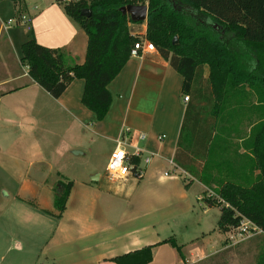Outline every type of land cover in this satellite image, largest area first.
Instances as JSON below:
<instances>
[{
    "label": "crops",
    "instance_id": "obj_1",
    "mask_svg": "<svg viewBox=\"0 0 264 264\" xmlns=\"http://www.w3.org/2000/svg\"><path fill=\"white\" fill-rule=\"evenodd\" d=\"M18 11L13 3L0 2V264H114L113 258L147 246L152 247L149 264H198L229 250L232 260L253 257L254 238L260 234L232 245L217 230L218 208L203 205L200 220L176 221V212L190 211V204L188 210H176L190 191H199L196 202L206 191L173 163L187 103L180 75L156 51L130 58L108 85L111 106L98 122L81 104L82 80H74L53 99L20 63L21 46L34 39L63 53L68 65L82 64L87 47L83 31L57 0H23ZM9 20L15 24L3 31ZM145 31V22L132 29L129 24L133 36ZM120 138L127 155L141 159L138 179L131 171L121 182L104 176ZM101 143L108 147L102 172L90 165L84 178L54 175L72 185L61 218L50 216L57 212L55 197H49L51 178L45 171L52 167L46 156L65 145L80 157H91ZM236 161L234 157L232 174L240 169ZM243 174L249 177V169L241 167ZM127 177L138 182L136 190L128 192L123 186ZM176 229L191 232V240H180ZM168 238L181 246L183 260L169 244L158 245Z\"/></svg>",
    "mask_w": 264,
    "mask_h": 264
},
{
    "label": "trees",
    "instance_id": "obj_2",
    "mask_svg": "<svg viewBox=\"0 0 264 264\" xmlns=\"http://www.w3.org/2000/svg\"><path fill=\"white\" fill-rule=\"evenodd\" d=\"M0 1L13 3L18 14L23 8V0ZM57 3L87 38L84 62L68 65L63 53L30 39L20 49V63L29 78L53 99H59L74 80H82L81 104L101 122L111 106L108 85L130 60L133 46L141 39L150 42L180 75L181 96L188 98L173 163L206 187L200 201L206 208L220 209L219 233H230L244 220L261 231L254 238L253 264H264V0ZM137 5L148 9L144 36L130 34L132 22L120 11ZM83 10H89V18L81 16ZM241 150L244 153L238 155ZM231 152L240 168L235 174L232 159L220 158ZM140 163L138 156L129 157L130 171L137 179ZM241 167L249 169V177L241 175ZM58 184L62 192L53 202L57 214L48 213L55 219L65 211L72 185ZM160 244H169L184 259L174 238ZM151 251L147 246L111 261L149 264ZM230 253L224 251L198 264H227L232 260L227 256Z\"/></svg>",
    "mask_w": 264,
    "mask_h": 264
},
{
    "label": "rangeland",
    "instance_id": "obj_3",
    "mask_svg": "<svg viewBox=\"0 0 264 264\" xmlns=\"http://www.w3.org/2000/svg\"><path fill=\"white\" fill-rule=\"evenodd\" d=\"M134 24H130L131 29L133 28ZM70 146H72L73 148H75L74 143H70L68 141V143ZM82 147V146H81ZM73 149H67V147L65 145H61V148L56 151L55 153L49 154L46 156L47 161L49 163H51V167H52V171L51 170H46L45 169H41L42 171H45L46 174L48 173V177L51 178V194L49 195V197L54 198L56 195H60V193L62 192V188L59 187L58 182H60V180L58 177H54V175L57 172H60L62 174L67 173L70 176H74L76 178H84L85 176L87 177L88 174H85L87 172L86 167H89L90 165H94L96 167L97 170H99V172H102L105 166V156L108 152V147L101 143V145H98L96 147V155L95 156H91V157H80L77 154H75L74 151H72ZM234 155L231 152L228 156L227 155H220V158H223L225 161L227 159H234ZM170 175H172L170 173ZM176 178H178L177 176H175ZM93 179H95V177H93ZM92 180V179H91ZM129 180H133V181H129ZM135 182V184L131 185V183ZM64 183H66L64 181ZM138 182L135 180V178L132 177H127L124 180L123 186L126 187V190H128V192H131L132 190H136L137 184ZM181 183V180H180ZM197 194H199V191L197 190V188H193L190 193L188 194V198L187 201L184 202L186 204V207L184 208V203H182L181 206L177 207L176 210H188V204H190L191 208L190 211L187 213H183V212H176L177 216L176 221H178L179 223H187L190 224V222L192 223L193 221L196 222V220H200L202 215V210L201 207H203V203L201 202H196V197ZM180 203V202H179ZM70 208V206H69ZM192 210V213H191ZM189 222V223H188ZM54 223H56L54 221ZM54 223H52V226L54 225ZM210 225L214 227L216 226L215 221L213 223V219L210 217ZM51 226V225H50ZM177 230V237L180 238V240H191L192 238V234H190L191 232L188 231V233H183L182 230L176 229ZM195 230V229H193ZM192 230V231H193ZM191 231V230H190ZM48 235H50V232L48 233ZM195 235V234H194ZM230 241V240H229ZM248 257V256H247ZM243 257V258H238V259H234L231 261H227V264H253V257L250 256V258L248 257Z\"/></svg>",
    "mask_w": 264,
    "mask_h": 264
},
{
    "label": "built area",
    "instance_id": "obj_4",
    "mask_svg": "<svg viewBox=\"0 0 264 264\" xmlns=\"http://www.w3.org/2000/svg\"><path fill=\"white\" fill-rule=\"evenodd\" d=\"M72 1L79 2V0H72ZM14 24H15L14 20H9L6 24L2 26V30L5 31ZM20 24L22 25L24 24L23 18H21ZM155 51L156 50L154 46L150 42H148L145 39H141L140 42H137L133 46L130 52V57L138 58L143 53H152ZM183 100L187 102L188 98L184 97ZM139 139H144V136H139ZM124 147H125V141L120 138L116 142L115 149L113 150V152L111 153L108 159L104 176L106 179L110 181L121 182L125 178L127 172L131 170V166H129V156L125 152ZM120 153H123L124 155L121 157ZM147 162L148 161L146 160V163ZM117 164H119L118 168L116 167ZM142 172L143 169H140L138 171L139 177L142 175ZM259 234H261V231L255 225H253L249 221L244 220L241 222L240 226L237 229L232 230L230 233L227 234V236H228V240H230L232 245H237Z\"/></svg>",
    "mask_w": 264,
    "mask_h": 264
},
{
    "label": "water",
    "instance_id": "obj_5",
    "mask_svg": "<svg viewBox=\"0 0 264 264\" xmlns=\"http://www.w3.org/2000/svg\"><path fill=\"white\" fill-rule=\"evenodd\" d=\"M123 15L129 16V19L134 24H142L146 22L148 9L146 5L127 6L120 9ZM81 16L84 18L90 17L89 10L81 11ZM172 44H176V38L173 39Z\"/></svg>",
    "mask_w": 264,
    "mask_h": 264
},
{
    "label": "snow or ice",
    "instance_id": "obj_6",
    "mask_svg": "<svg viewBox=\"0 0 264 264\" xmlns=\"http://www.w3.org/2000/svg\"><path fill=\"white\" fill-rule=\"evenodd\" d=\"M121 157L124 155L123 153H120Z\"/></svg>",
    "mask_w": 264,
    "mask_h": 264
},
{
    "label": "clouds",
    "instance_id": "obj_7",
    "mask_svg": "<svg viewBox=\"0 0 264 264\" xmlns=\"http://www.w3.org/2000/svg\"><path fill=\"white\" fill-rule=\"evenodd\" d=\"M116 167L118 168L119 167V164H117Z\"/></svg>",
    "mask_w": 264,
    "mask_h": 264
}]
</instances>
